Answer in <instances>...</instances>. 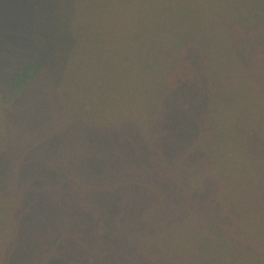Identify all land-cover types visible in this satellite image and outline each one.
<instances>
[{"label":"trees","instance_id":"1","mask_svg":"<svg viewBox=\"0 0 264 264\" xmlns=\"http://www.w3.org/2000/svg\"><path fill=\"white\" fill-rule=\"evenodd\" d=\"M0 264H264V0H0Z\"/></svg>","mask_w":264,"mask_h":264},{"label":"rangeland","instance_id":"2","mask_svg":"<svg viewBox=\"0 0 264 264\" xmlns=\"http://www.w3.org/2000/svg\"><path fill=\"white\" fill-rule=\"evenodd\" d=\"M258 116H259V114H258ZM249 164H250V163H249ZM248 176H249L250 179H253L254 176H255V171H249V172H248Z\"/></svg>","mask_w":264,"mask_h":264}]
</instances>
